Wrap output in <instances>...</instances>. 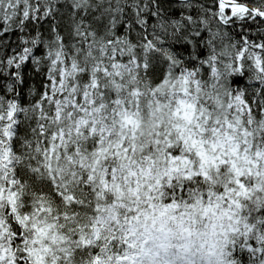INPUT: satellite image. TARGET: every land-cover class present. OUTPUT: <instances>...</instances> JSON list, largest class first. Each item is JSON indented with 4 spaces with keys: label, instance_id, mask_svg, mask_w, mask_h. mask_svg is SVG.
Listing matches in <instances>:
<instances>
[{
    "label": "snow or ice",
    "instance_id": "6c2138e0",
    "mask_svg": "<svg viewBox=\"0 0 264 264\" xmlns=\"http://www.w3.org/2000/svg\"><path fill=\"white\" fill-rule=\"evenodd\" d=\"M0 264H264V0H0Z\"/></svg>",
    "mask_w": 264,
    "mask_h": 264
}]
</instances>
